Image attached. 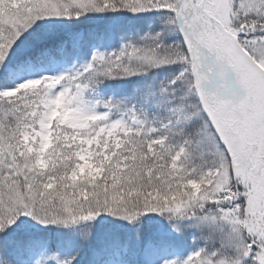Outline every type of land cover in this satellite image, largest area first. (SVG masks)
I'll return each mask as SVG.
<instances>
[{
    "label": "snow or ice",
    "instance_id": "6c2138e0",
    "mask_svg": "<svg viewBox=\"0 0 264 264\" xmlns=\"http://www.w3.org/2000/svg\"><path fill=\"white\" fill-rule=\"evenodd\" d=\"M0 264H264V0H0Z\"/></svg>",
    "mask_w": 264,
    "mask_h": 264
}]
</instances>
